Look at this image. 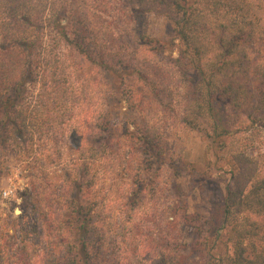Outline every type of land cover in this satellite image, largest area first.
I'll return each mask as SVG.
<instances>
[{"label": "trees", "instance_id": "16d2710c", "mask_svg": "<svg viewBox=\"0 0 264 264\" xmlns=\"http://www.w3.org/2000/svg\"><path fill=\"white\" fill-rule=\"evenodd\" d=\"M139 10L171 20L176 57L140 60L142 46L160 41L138 33ZM168 63L172 74L187 77L182 122L222 143L236 130L233 115L264 111V0H0V154L31 153L37 141L46 142L47 158H62L63 141L80 152L58 180L48 173L31 178L24 210L29 199L38 221L31 230L20 222L12 234L0 230V264L11 261L17 241L6 238L15 233L22 236L18 253L31 249L42 264H131L128 239L143 204L144 165L166 152L161 130L142 115L148 96L166 93ZM108 73L118 75L115 86ZM121 102L140 121L129 139L119 138L112 119ZM136 150L149 162L139 161L135 184L124 177L121 211L131 223L122 227L115 256L99 213L112 199L105 172L130 175ZM246 174L249 190L239 200L229 191L214 232L204 235L198 223L194 243L173 240L182 221L170 211L163 247L142 264H264V168ZM32 229H40L37 240ZM218 243L227 251L218 252Z\"/></svg>", "mask_w": 264, "mask_h": 264}, {"label": "rangeland", "instance_id": "374dc122", "mask_svg": "<svg viewBox=\"0 0 264 264\" xmlns=\"http://www.w3.org/2000/svg\"><path fill=\"white\" fill-rule=\"evenodd\" d=\"M136 29L148 39L156 38L160 41V43L153 42L142 46L139 49L142 51L140 60L147 56L163 64L170 56H177L176 49H171L169 44L174 35L173 25L164 15L139 10ZM137 31L136 34H138ZM162 43H168V45L161 46ZM159 50L163 52H158ZM168 69L173 79L163 84L166 93L162 94L160 99L148 96L145 114L142 115L145 119L143 123L148 122L157 130H161L166 139V152L162 158L151 159L152 164L149 167L144 165L147 184L143 187V204L139 205V211L132 217V231L128 239L132 248L129 254L131 264H142L145 260L148 263L154 252L163 247L162 243L167 230L166 218L174 217L173 214H168L170 211L175 210L174 212L177 213L175 217L182 221L180 229L174 232L173 240L176 239L182 244L194 243L198 239L196 229L198 223H201L204 235L206 230L209 233L214 232L216 225L219 224L217 222L221 217L222 208L227 204L229 191L233 192L231 200H239L240 194L243 191L247 193L251 186L246 179L248 176L246 173L264 168V165L262 167L264 111L258 109L252 117H248L247 114L239 117L236 114L233 115L231 124L236 130L233 134L227 135L222 143L213 145L212 140L203 132L187 127L182 122L187 77L182 76L184 74L180 76L172 74L171 64ZM86 73L91 74L90 67ZM105 79L111 83L110 86H115L119 82V77L115 73H108ZM119 110L113 113V122L118 126L120 134H124L119 135V138L129 139L130 136L127 134L135 128L137 121H140L137 115L126 110L125 102H121ZM37 142L39 144L32 150H28L31 153L18 150L15 151L16 153L0 154V230L3 233H14L16 222L25 225L28 230L35 226L38 219L34 204L28 199V209L24 210L25 196H22L24 192L32 189L29 186L31 178L42 174L45 176L48 173L49 176H55L52 177L53 179L58 180L57 176L64 171L62 168H68L66 165L71 158L80 153L71 142L63 141L60 149L62 158L57 160L55 157L47 158V155H44L47 151L44 148H48L45 146L46 142ZM136 152L130 175L122 174V172L115 173V171L114 174L105 172L106 176L112 177V180L106 181L107 184L112 185L109 189L105 188L109 190L107 194H111L112 199L109 203L99 205V213L104 220V228L110 230V249L115 251V256L119 255L120 243L124 236L122 227L131 223H127V215L124 216L121 211L124 203L122 189L126 181L124 177H128L127 181L130 183L133 177L135 184L137 174L140 172L136 168L140 164L139 161L142 159L143 164L149 162L146 155L138 154L137 150ZM100 169L96 167L93 170L99 177H101ZM8 188L14 190V195L8 199H2V192ZM41 190L44 191L43 187ZM98 195L100 197L103 195V189ZM75 226L76 224H74V230ZM32 230L30 237L32 240H37L40 229ZM18 234L15 233V239L6 238L11 242L17 241L12 248L11 261L8 264H42L41 257L36 256L31 249L25 253H18L22 246L20 245L22 236ZM16 247L18 249H15ZM217 251L226 252L227 247L223 243H218ZM191 252H193L192 247H189L186 253L190 255ZM193 255L191 254L192 257ZM201 259L198 260L202 261Z\"/></svg>", "mask_w": 264, "mask_h": 264}, {"label": "built area", "instance_id": "2783aa9c", "mask_svg": "<svg viewBox=\"0 0 264 264\" xmlns=\"http://www.w3.org/2000/svg\"><path fill=\"white\" fill-rule=\"evenodd\" d=\"M13 195H14V190L12 188H8L7 190H4L1 194L2 199L11 198V196Z\"/></svg>", "mask_w": 264, "mask_h": 264}]
</instances>
